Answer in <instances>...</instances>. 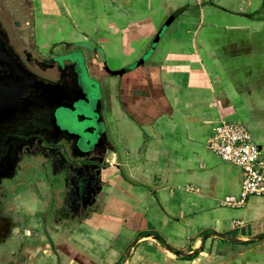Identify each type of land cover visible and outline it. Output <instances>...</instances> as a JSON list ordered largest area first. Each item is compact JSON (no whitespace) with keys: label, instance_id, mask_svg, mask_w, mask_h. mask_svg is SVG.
<instances>
[{"label":"crops","instance_id":"obj_1","mask_svg":"<svg viewBox=\"0 0 264 264\" xmlns=\"http://www.w3.org/2000/svg\"><path fill=\"white\" fill-rule=\"evenodd\" d=\"M27 1L41 53L104 50L88 66L118 162L67 233L29 228L19 264H264V195L223 205L243 172L207 145L220 118L238 120L264 156V0Z\"/></svg>","mask_w":264,"mask_h":264},{"label":"flooded vegetation","instance_id":"obj_2","mask_svg":"<svg viewBox=\"0 0 264 264\" xmlns=\"http://www.w3.org/2000/svg\"><path fill=\"white\" fill-rule=\"evenodd\" d=\"M22 4L29 15L28 3L22 2ZM13 24L15 25V22ZM31 28L26 25L24 29L29 32ZM31 32L32 34L26 38L25 44L22 43L20 48L26 62L40 74L61 80L56 88L66 93V96L85 95L86 97L87 94L88 97L86 83L89 78L83 76V72L91 76L88 59L82 64L79 59L69 57L68 54H59L53 49L41 53L34 42L32 29ZM25 49L30 51L31 55L23 53ZM67 55L68 57H65ZM98 83L100 88L96 94V101L100 108L102 90L101 82ZM93 88L98 90L96 84H93ZM56 104L57 102L54 101L50 105L45 103L36 109L25 110L26 116L18 117L13 121L0 120V264L20 263V250L25 245L23 238L29 233V228H24L21 220L15 216L14 218L8 216L2 208V204L11 205L8 198L15 195L18 185L24 184L31 189L36 186V192L38 191L37 182L34 180L30 182L22 177L27 168L40 174L49 190L55 187L61 189L63 202L58 201V207L54 205L44 211L45 215L50 214L52 225L56 230L71 218L83 216L89 205L97 203L101 197L103 188L101 176L104 167L100 171L99 167L89 164L101 165L99 159L107 144L105 137L100 135L95 140L94 146L97 152L88 155L87 150L83 151L77 147L73 137L66 138L69 135L61 129L59 120L61 114L70 110L65 108L58 110ZM100 133H105V130ZM40 159L46 161L38 163ZM23 192L28 194L27 191L20 190L18 195ZM50 198L57 202L56 194ZM44 224L41 223V229L47 234Z\"/></svg>","mask_w":264,"mask_h":264},{"label":"water","instance_id":"obj_3","mask_svg":"<svg viewBox=\"0 0 264 264\" xmlns=\"http://www.w3.org/2000/svg\"><path fill=\"white\" fill-rule=\"evenodd\" d=\"M22 2L28 3L27 0H12L11 2L10 0H0V120L13 121L18 117L26 116L25 110L36 109L45 103L50 105L56 101L58 110L62 108L70 110V112L61 114L59 125L69 135L66 138L73 137L75 139L78 148L83 151L87 150L88 155L96 154L95 140L100 135H104L107 144L105 143V151L99 159L101 165H89H95L101 171L103 167L117 163V154L109 142L101 106L99 108L96 101V94L100 88L99 83L89 75V81L86 83V88L89 91L88 97L87 94L86 97L85 95L66 96V93L56 88L61 80L40 74L24 59L20 48L25 44L26 38L32 34V28L29 32L24 29L26 25L31 26V17L30 13L28 15L24 10ZM13 3L20 8H14ZM174 17L175 14L166 20L156 34L150 50L128 68L129 70L143 64L154 52L157 43ZM23 53L31 55L30 51L26 49L23 50ZM93 84L98 86V90H94ZM104 130L105 133L101 134L100 132ZM217 235L225 237L221 233Z\"/></svg>","mask_w":264,"mask_h":264},{"label":"built area","instance_id":"obj_4","mask_svg":"<svg viewBox=\"0 0 264 264\" xmlns=\"http://www.w3.org/2000/svg\"><path fill=\"white\" fill-rule=\"evenodd\" d=\"M207 145L217 156L239 166L243 172L240 195L224 197L223 205L242 207L250 196L264 195V156L243 122L220 118L208 136ZM187 189L198 191L193 185Z\"/></svg>","mask_w":264,"mask_h":264},{"label":"rangeland","instance_id":"obj_5","mask_svg":"<svg viewBox=\"0 0 264 264\" xmlns=\"http://www.w3.org/2000/svg\"><path fill=\"white\" fill-rule=\"evenodd\" d=\"M11 1L12 0H10V2ZM14 4L15 3H13V5ZM14 8L18 9V8H20V6L14 5ZM10 10H11V7H10ZM151 46H152V44H151ZM151 46H150V48H151ZM93 47L96 48L97 51L100 53L102 60L104 62V65H106V62H108V61L106 58V54L104 53V50L100 49L97 46H94V44H91L89 41L81 42V44H78V45L67 44L62 50H58L57 53L68 54V55H70V57L75 58V59H79L82 64H85V61L87 59L94 56L93 52H95L96 49H94ZM150 48H149V50H150ZM148 59H149V57H148ZM129 67H131V66H129ZM83 76L89 78V75L86 72H83ZM101 90H103L102 85H101ZM44 161H46V160L40 159L38 163H42ZM22 177H24L25 179H28L30 182H32L33 180L35 182H37L39 185V187L37 186L38 191L36 192V190H37L36 186H34L33 189H31V187L24 185V184L18 185L17 186L18 190L15 193V195H12L11 197L8 198V202L11 205L5 206V204H2V208L8 216H12L13 218L15 216L16 218L21 220L24 223L23 224L24 228H32V229L34 228L35 232H36L35 238H37L38 240H40L41 234L43 233L42 229H41V223L42 222H43V224L45 223L44 225H45V230L47 232V236H48V238H50L52 240V242H54V240H55L54 237L57 236V231L54 228V226L52 225L50 214L45 215L44 211H47V209H51L54 205L56 207H58L57 204L59 202L60 203L63 202V195H62L60 189H58L56 187L53 188L54 191L52 188H50V190H49V188L46 187V184L42 180V176L30 168H27L25 170L24 174H22ZM51 178H52V176H51ZM20 190L27 191L26 193H28V194H24V192H23V193L18 195ZM58 190H59V193H58ZM55 194L57 195V200H56L57 202L52 201L50 198L51 196L53 198V196H55ZM23 202H27L28 206L23 204ZM61 207H62V205L60 206V208ZM63 224L60 225L61 229L63 227H65L63 234L67 233V231L69 230L70 227H71L70 229H72L76 225L73 222L70 224L66 223V226H63ZM52 236H54V237L52 238Z\"/></svg>","mask_w":264,"mask_h":264}]
</instances>
